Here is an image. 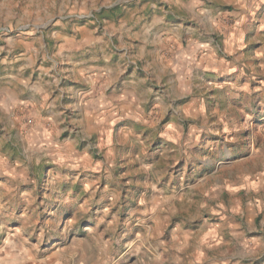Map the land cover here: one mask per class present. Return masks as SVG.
<instances>
[{
	"label": "rangeland",
	"instance_id": "1",
	"mask_svg": "<svg viewBox=\"0 0 264 264\" xmlns=\"http://www.w3.org/2000/svg\"><path fill=\"white\" fill-rule=\"evenodd\" d=\"M57 251L264 264V0H0V264Z\"/></svg>",
	"mask_w": 264,
	"mask_h": 264
},
{
	"label": "crops",
	"instance_id": "2",
	"mask_svg": "<svg viewBox=\"0 0 264 264\" xmlns=\"http://www.w3.org/2000/svg\"><path fill=\"white\" fill-rule=\"evenodd\" d=\"M99 79L102 80L99 77L95 78L96 81ZM27 86H29V84H27ZM92 92H94V91L92 90ZM100 97L95 98V100L93 101V104H91L89 106V108H88L89 112H92V110H95V109H99V110L103 109V107H106V106L109 108H112L111 101H108V98L105 97L104 99H102L103 98L102 95H100ZM120 97H122L123 99L126 100V99H128L129 96L126 94H123ZM124 103H127V102H124ZM58 250H60V249L58 248ZM56 255H58V251L56 253H53V256L49 260L43 259V260L38 261V260H35L32 258L31 260H29V264H59V260H57V258L55 257Z\"/></svg>",
	"mask_w": 264,
	"mask_h": 264
}]
</instances>
